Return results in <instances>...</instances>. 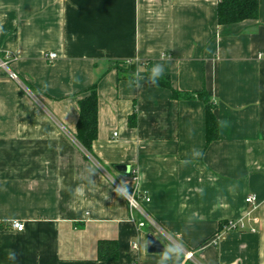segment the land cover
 Returning a JSON list of instances; mask_svg holds the SVG:
<instances>
[{
  "label": "crops",
  "instance_id": "1",
  "mask_svg": "<svg viewBox=\"0 0 264 264\" xmlns=\"http://www.w3.org/2000/svg\"><path fill=\"white\" fill-rule=\"evenodd\" d=\"M218 3L0 0V54L22 80L0 67V264H193L184 250L201 264H264V0L257 19L229 25ZM116 62L159 63L175 89L207 90L219 137L207 144L203 101L129 87ZM95 83L93 156L76 135ZM118 165L138 168L157 227L131 221ZM240 218L243 230L218 234ZM149 232L169 260L148 252ZM101 240L118 242V260L98 259Z\"/></svg>",
  "mask_w": 264,
  "mask_h": 264
},
{
  "label": "trees",
  "instance_id": "2",
  "mask_svg": "<svg viewBox=\"0 0 264 264\" xmlns=\"http://www.w3.org/2000/svg\"><path fill=\"white\" fill-rule=\"evenodd\" d=\"M259 17V0H219L218 3V22L220 25H229L243 22L245 20H254ZM2 56V55H1ZM150 63L147 64L141 74H148L150 70ZM140 63H125L116 62L115 67L123 77L122 72L132 74L140 67ZM152 85V84H151ZM30 89H34L30 84H27ZM171 89L172 97L174 99H199L203 101L206 109V123H207V144L219 137V121L215 115V103L212 100L207 90L203 89L198 92H184L175 89L169 76L163 75L157 85ZM89 95L79 101L80 116L77 123V139L85 150L91 155L95 156L93 151V144L97 138L98 133V110L99 98L97 91V83L89 89ZM136 110L129 117V124L136 125ZM127 190H131V186L123 185ZM226 222L220 223L218 234H220ZM98 259L101 261H116L119 259V245L116 240H101L98 244ZM183 257L177 261L181 262Z\"/></svg>",
  "mask_w": 264,
  "mask_h": 264
},
{
  "label": "built area",
  "instance_id": "3",
  "mask_svg": "<svg viewBox=\"0 0 264 264\" xmlns=\"http://www.w3.org/2000/svg\"><path fill=\"white\" fill-rule=\"evenodd\" d=\"M46 58L53 60L57 58V54L55 52H50L49 54L46 55ZM10 61H11L10 55L1 56L0 54V67L4 68L8 72V76L12 80L22 83V80L18 75V73L12 71L9 68ZM129 175L132 179L133 184L131 185V190H127L124 196L129 203L131 221L135 223L138 230H143L146 227H150V228L157 227L154 220L151 218V216L149 215V213L147 212V210L144 208L143 205V202L150 201V197L149 195H147V193L142 192L140 189V175L138 168L131 167ZM246 202L254 204L256 206L258 204L257 203L258 198L255 194H251L246 197ZM11 225L13 228L17 229L18 231H23L25 227L24 223L18 220L12 221ZM245 226H246V222L244 218L227 221L224 225L223 232L243 230ZM184 259L186 261L192 262L193 264H201L196 258L193 251L184 250Z\"/></svg>",
  "mask_w": 264,
  "mask_h": 264
},
{
  "label": "clouds",
  "instance_id": "4",
  "mask_svg": "<svg viewBox=\"0 0 264 264\" xmlns=\"http://www.w3.org/2000/svg\"><path fill=\"white\" fill-rule=\"evenodd\" d=\"M163 75H164V66L159 63H156L152 66V68L148 71V74L146 77L141 74L140 69H137V71L132 74L129 80V87L140 86V83L142 80H145L149 84L157 85L160 79L163 78ZM193 155L200 156L201 153L199 151L194 150ZM116 191L120 195H125L127 192V189L124 186H118ZM10 258H14V254H10ZM170 258H171L170 250L166 249L162 253V260L166 261V260H169Z\"/></svg>",
  "mask_w": 264,
  "mask_h": 264
},
{
  "label": "water",
  "instance_id": "5",
  "mask_svg": "<svg viewBox=\"0 0 264 264\" xmlns=\"http://www.w3.org/2000/svg\"><path fill=\"white\" fill-rule=\"evenodd\" d=\"M117 169L122 173H129L130 165H118ZM147 250L149 253H162L166 250L163 242L153 233L147 234Z\"/></svg>",
  "mask_w": 264,
  "mask_h": 264
},
{
  "label": "rangeland",
  "instance_id": "6",
  "mask_svg": "<svg viewBox=\"0 0 264 264\" xmlns=\"http://www.w3.org/2000/svg\"><path fill=\"white\" fill-rule=\"evenodd\" d=\"M178 246V245H177Z\"/></svg>",
  "mask_w": 264,
  "mask_h": 264
}]
</instances>
